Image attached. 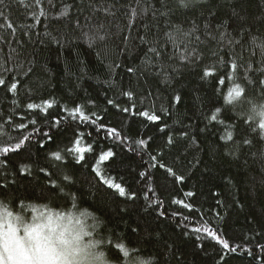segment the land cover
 Segmentation results:
<instances>
[{"label":"trees","instance_id":"trees-1","mask_svg":"<svg viewBox=\"0 0 264 264\" xmlns=\"http://www.w3.org/2000/svg\"><path fill=\"white\" fill-rule=\"evenodd\" d=\"M6 2L8 7L0 10L11 17V22L17 28V39L24 41L22 48L13 41L12 46L17 48L20 54L18 56L13 54L6 65L13 71L5 75L22 81L18 93L13 96L11 93L6 94L5 91L0 90V126L12 137L8 143L14 144L24 136H29L30 140L26 142V146L30 159L34 162L33 169L46 167L47 170L56 172L51 179L56 180L57 183H59L60 173L68 170L64 169L60 162L54 161L49 155L50 152L61 150L63 153L66 148L76 147L74 143L76 139L80 140V147L92 145L97 158L101 151L111 148L117 153L116 160L119 167L115 172L110 169L107 171L111 172L112 177H116L117 172L122 175L132 184V189L138 192L140 199L135 205L131 202L124 205L119 200L114 204L111 199H108L107 207H105L104 203L90 195L96 192L94 187L96 180L93 179L94 174L90 173V167L94 161L92 153H85L88 166L84 168L77 166L75 170L76 188L80 189L82 199L73 197L69 202L42 192L43 186L48 181L43 173L34 171L32 176L20 180L15 186V191L9 192L7 197H0V201H11L10 205L5 203L4 208L1 209L12 210L20 203L27 205L29 209L50 206L56 211L72 214L92 223L99 220L96 231L108 238H112L113 231L118 236H126L129 248L142 247L141 258L149 261L150 264H157L155 253L163 250L164 243L169 246L165 253L168 264H176L177 260L180 264H223L218 258L219 245L203 235L197 241L196 234L191 231L194 227L207 226L219 229L220 233L233 244L245 243L244 236L264 231V221L258 225L251 222L250 216L251 212L258 215L264 214V201L258 196L260 173L264 172V167L260 163L261 153H264V142L255 144L251 151H248V145H243L245 154L237 153L238 159H234L228 155L231 142H228L229 147H221L225 141L219 139L231 129L232 123L239 124L241 119L246 117L251 105L244 103L237 106L232 113L234 119L229 122V128L209 125L207 131H199L207 123L203 117L208 111L209 101L216 98L213 92L214 87L220 98V105H226L227 92L234 86L233 81L228 80L227 76H225L224 85L214 84L211 79L200 78L201 69L211 66L207 46L200 45L197 48L203 62L197 61L196 64L185 67L182 62L168 60L167 56L171 55L175 48L165 35L171 29L163 17L152 19L149 15L147 23L152 26L149 32H146L141 23L129 29L122 8L113 9L116 11L114 18L106 17L102 11L93 13L89 4L100 7L102 0H67V3L72 5L70 12L72 20L69 22L64 19L62 23L52 24L50 27L53 35H62L64 47L49 42V38L43 36L44 25L49 23L43 18H41V24L35 27V33L40 35L33 34L29 43L28 37L22 35L19 26L34 24L30 18V12L34 9H26L16 0H10V2L6 0ZM26 2L31 4L32 0H26ZM64 2L65 0H53L54 8L49 7L45 2V7L55 15L62 10ZM227 2L230 3L231 0ZM121 3H127V0H121ZM219 3H225V0H219ZM108 6V3L103 4V7ZM153 6L159 7L156 0H153ZM245 7L250 13L259 15L255 2L248 3ZM229 11V8H224L222 20H227L226 14ZM76 17H79L82 25L86 23L87 17H91L92 24L103 22L108 25L111 21L110 26L100 30L99 34L104 35L105 39L93 42L91 46L84 38L77 39L81 30L76 29L75 33L72 31L76 28ZM193 21L200 24L202 29L203 21L200 19V13L197 11L193 14L184 10L182 13L175 14L172 24L187 29ZM2 23L5 21L0 20V24ZM229 23L232 22L229 21ZM117 24L124 29L122 32L117 31ZM248 31L253 36L264 34V28L260 26L248 28ZM229 32L231 33L232 29H229ZM138 33L147 36L146 42L136 38ZM129 34L131 39L126 48L124 37ZM201 39H204L202 35ZM236 39L242 38L237 35ZM243 42L245 45L243 49L233 46V56L239 57L243 53L244 60L251 58L253 67H259L260 65L255 63L261 58L259 50L249 42V38H244ZM153 46L159 48L163 56L153 58L148 52V49ZM210 46L216 47L211 41ZM3 51L6 54L4 59H7V53L10 52L7 45H3ZM253 51L256 52L254 57L251 56ZM115 64H120L121 67L115 68ZM129 66L138 69V72L128 73L126 69ZM161 66L167 70L166 74L161 72ZM173 68L176 69L174 73ZM29 69L32 70L29 72ZM157 73L161 74L157 75ZM250 75L258 76L259 74L250 73ZM128 90L134 92L132 101L120 94L121 91ZM177 93L183 97L180 104H175L171 100V97ZM248 95L252 105L264 104V96H261L259 88H249ZM107 99H118L121 107L135 103L137 110H147L160 115L159 126L165 123L169 126L166 132L170 129L171 134L178 136L181 129L187 128L199 140V150L197 145L187 142L179 144L178 151L164 149L166 153H169L165 155L164 161L169 165L175 162V170L178 174H184L187 179L184 184L169 181L166 188H158L155 194H149L153 199L158 197L163 201L161 209L145 210L147 203L143 200V192L140 191L144 186L133 179L134 170L143 169L137 168L140 164V155L128 151L130 147H134L131 140L118 144L113 139L107 138L103 131H96L100 122L93 126L79 120L73 121L64 111L65 108L70 111L76 105H81L85 108L86 114L95 111L97 115L104 118L103 123L116 127L124 136L139 139L152 135L156 137V143H163L166 139L157 131V125L146 121L145 118L127 113L117 114L115 109L107 105ZM45 100L54 102L53 108L48 110L47 115L39 108L29 110L26 107L28 103L42 105ZM105 109H108L107 113ZM9 117H11L10 123ZM54 118H60L61 125L53 127ZM33 120L36 121L35 124L32 123ZM21 123L26 127H17ZM145 124L148 125L147 128L144 127ZM44 133L51 135V141L44 136ZM74 133L83 135L77 136ZM137 133L140 135L137 136ZM40 143L45 144L43 149L39 147ZM141 154L144 155L145 160L148 159L146 154ZM2 159L3 157H0V160ZM68 159L71 158L68 157ZM26 160L25 153L12 154L9 157L10 168ZM2 167L3 165H0V168ZM101 171H106L103 165H101ZM155 174L163 183L162 170ZM72 191L75 192L76 189ZM187 191L196 193L195 197H185L183 194ZM216 192L222 193L219 199L223 203L220 205H217L216 197L213 196ZM42 196L47 199H40ZM173 199H183L186 203L193 204V211L190 212L181 205L171 203ZM125 207L128 208V212L122 214L120 209ZM161 210L167 215L159 217L158 212ZM173 212L178 214L173 216ZM185 216L188 220L184 219ZM133 228L137 229L136 233L131 231ZM186 231L188 234L184 235ZM158 237L160 243H156ZM259 239L260 243L264 244V237ZM255 244L256 240L253 239L247 247L254 248ZM173 251L175 258L172 256ZM254 255L255 259L244 249H238L236 253H226L225 260L227 264H264V252L254 248Z\"/></svg>","mask_w":264,"mask_h":264},{"label":"snow or ice","instance_id":"snow-or-ice-1","mask_svg":"<svg viewBox=\"0 0 264 264\" xmlns=\"http://www.w3.org/2000/svg\"><path fill=\"white\" fill-rule=\"evenodd\" d=\"M16 2L26 9H34L30 12V18L34 21V24L19 26L20 32L23 36L28 37L29 43L33 34L40 35V33H35V27L41 24V18H43L49 21L48 24L44 25L43 36L48 37L49 42L57 43L61 47L65 46L62 35H53L50 27L52 24L62 23L64 19L69 22L72 20L70 15L72 5L67 3V0H65L62 10L55 15L45 7L46 2L49 7L54 8L53 0H32L31 4H28L26 0H16ZM252 2L256 3L259 15L250 13L245 7L246 4ZM105 3H108L109 6L103 7ZM156 3L159 4V7L153 6V0H127V3H121V0H111V2L102 0L100 7H96L95 4H89V7L93 13L102 11L106 17L112 18L116 16V11H113V9L119 10L122 8L124 10L123 15L128 21L127 27L131 29L137 23H141L144 25L146 32L151 31L152 27L147 23L149 15H151L152 19L163 17L171 29L165 35L175 48V51L167 56V59L182 62L185 67L196 64L197 61L203 62L197 48L200 45L208 47L211 66H205L201 69L200 78L202 80L211 79L214 84L224 85L225 76H227L228 80L233 81L234 86L227 92L226 105H220V98L217 96L216 88L214 87L213 92L216 98L213 101H209L208 111L203 117L207 123L199 131H207L209 125L213 127L220 125L225 129L229 128V122L234 119L233 111L238 105L249 103L251 107L246 117L242 118L239 124L232 123L231 129L226 132V135L219 137L220 140L225 141V144L221 147H229L228 142H231L228 155L238 159L237 153L240 155L245 154L243 145H248V151H251L255 144L264 142V104L259 106L252 105L248 95L249 88H259L261 96H264V34L253 36L248 31V28L257 26L264 28V0H231L230 3L227 0H225V3H219V0H156ZM118 5L119 8H117ZM7 7L8 3L6 0H0V9ZM225 7L229 8L230 11L226 14L227 20H222L221 15ZM184 10H188L193 14L197 11L200 13V19L203 21L202 29L201 25L196 21H193L187 29L180 25L172 24L175 14L178 12L182 13ZM75 19L76 28L72 30L73 33H75L76 29H80V36L76 38H84L90 46L93 42L105 39L104 35L99 34L100 30L111 24V21H109L108 25L103 22L92 24L91 17H87L85 18L86 23L82 25L79 17ZM0 20L5 21V23L0 24V61H2L0 62V90L5 91L6 94L11 93L16 96L22 81L10 75H5L13 71L12 68L6 65L12 59L13 54L17 56L20 54L17 48L12 46L13 41L21 48L24 47V41L17 39V28L11 22V17L2 10H0ZM229 21L232 23H229ZM233 24H235V28H233ZM116 27L118 32L124 30L119 24ZM229 29H232L231 33ZM201 35L204 39H201ZM237 35L242 39H236ZM136 38L141 42H146L147 40L146 35H140L139 33ZM244 38H249V42L259 50L261 58L255 61L256 64L260 65L259 67H253L251 58L244 60L243 53L239 57L233 56V46H239L242 49L245 47ZM129 39H131L130 34L124 37L126 48L128 47ZM210 41L216 45L215 48L210 46ZM3 45H7L10 49V52L7 53V59H4L6 54L3 51ZM148 52L152 54L153 58L163 56L160 49L155 46L150 47ZM255 55L256 52L253 51L251 56L254 57ZM114 67L119 68L121 65L115 64ZM31 70L29 69L28 71L30 72ZM126 71L128 73H136L138 69L129 66ZM172 71L174 73L176 69L173 68ZM161 72L166 74L167 70L161 66ZM250 73H258L259 75H250ZM159 74L161 73H157V75ZM237 80L240 82H236ZM120 94L127 97L129 101L134 98V92L131 90L121 91ZM182 99L183 97L179 93L171 97L175 104H180ZM106 103L115 109L117 114L138 115L153 125H157V131L163 134L166 139H164L163 143H156V137L152 135L139 139L124 136L116 127H110L103 123L104 118L97 115L95 111L86 114L85 108L81 105H76L70 111L65 108L64 111L68 113V116L73 121L79 120L93 126L100 122L96 131H103L107 138L113 139L118 144H124L126 141L131 140L134 147H130L128 151L140 155V164L137 165V168L143 169L134 170L135 176L133 179L144 186L140 191L143 192V200L147 203L145 210L147 211L149 208L153 211L161 209L163 201L158 197L153 199L149 194H155L158 188H166L169 181L175 184H184L187 179L184 174H178L175 170V162H173V165H169L164 161L165 155L169 154L164 149H176L178 151V145L187 142L197 145V150H199L197 136L192 135L187 128L181 129L178 136L171 134L170 129L166 132L169 126L166 123L163 126H159L160 115L155 112L150 113L147 110H137L135 103L126 107H121L118 99H107ZM53 104V101L45 100L42 105L28 103L26 107L29 110L39 108L47 115L48 110L53 108ZM104 111L107 113L108 109ZM8 122H11V117L8 118ZM32 123L35 124L36 121L33 120ZM61 123L62 120L60 118H54L52 126L58 127ZM17 127L25 128L26 125L21 123ZM144 127L147 128L148 125L145 124ZM74 135L82 136L83 134L74 133ZM139 135L137 133V136ZM44 136L51 141V135L44 133ZM10 139L12 137L4 132L2 126H0V145H4L0 146V157H3L0 160V165H3L0 168V197H7L9 192L16 190L15 186L21 179H27L35 171L43 173L44 178L48 181L43 186L42 192L50 193L69 202L73 197L82 199L80 189L76 188L75 170L77 166L80 168L88 166L85 153H92L94 163L90 167V173L94 174L93 179L96 180V185H94L96 192L90 193V195L104 203L105 207H107L108 199H111L114 204L119 200L124 205L129 202L135 205L137 200L140 199L138 192L132 189V184L122 175L117 172L116 177H112L111 172L107 171L110 169L115 172L119 167L116 160L117 153L111 148L101 151L97 158L92 145L80 147V140L76 139L74 141L77 145L76 147L66 148L63 153L61 150L50 152L51 158L56 162H60L63 168L68 170L60 173L59 183H57L56 180L51 179V177L56 175V172L49 171L46 167L33 169L34 162L31 161L30 153L26 146V142L30 140L29 136H24L14 144L8 143ZM39 147L43 149L45 144L40 143ZM20 153L26 154V162L10 168L9 157L12 154ZM141 153L146 154L148 159L145 160L144 155ZM68 157L71 159H68ZM261 157L260 163L264 167V153H261ZM101 165L104 166L106 171H101ZM153 170L155 172L162 170L163 183L160 182L161 178ZM260 176L258 196L264 201V172H261ZM74 188L76 189L75 192L72 191ZM183 195L192 198L195 197L196 193L187 191ZM221 195L222 193L220 192L213 193V196L216 197L217 205L223 203L219 199ZM40 199H47V197L42 196ZM5 203L10 205L11 201H0V208H4ZM171 203L181 205L190 212L193 211V204L186 203L183 199H173ZM120 211L122 214L127 213L128 208H121ZM177 214L176 212L172 213L173 216ZM165 215L167 213L163 210L158 212L159 217H164ZM217 215L219 216V213ZM250 216L252 217L251 222L258 225L264 221V214L258 215L255 212H251ZM121 219H123V215H121ZM184 219L188 220V217L185 216ZM99 223V220L92 223L78 216L56 211L50 206L44 208L32 207L29 209L27 205L20 203L12 210L5 209L0 211V264H150L149 261L141 258L142 247L133 246L131 249L129 248L126 243V236H118L115 231L111 234L112 238L102 236L100 232L96 231ZM185 227L187 228V225ZM104 229L106 230V225H104ZM131 231L136 233L137 229L133 228ZM191 231L196 234L197 241L203 235L219 245L218 258L223 264H227L225 254L236 253L238 249H244L248 255H253L254 259V248H259L261 252H264V244L260 243L259 239L264 237V231H257L254 235H246L243 237L245 243L235 244L230 243V240L225 238L219 229L198 226L192 228ZM187 234L186 231L184 235ZM253 239L256 240L254 248L247 247V245L252 243ZM156 243H160L159 237ZM168 247L167 243H164L163 250L155 253L157 264H168L165 258ZM201 247L203 246L201 245ZM172 256L175 258L174 251ZM176 264H180V261L177 260Z\"/></svg>","mask_w":264,"mask_h":264},{"label":"rangeland","instance_id":"rangeland-1","mask_svg":"<svg viewBox=\"0 0 264 264\" xmlns=\"http://www.w3.org/2000/svg\"><path fill=\"white\" fill-rule=\"evenodd\" d=\"M0 211H3V209L0 208ZM75 216V215H74Z\"/></svg>","mask_w":264,"mask_h":264}]
</instances>
